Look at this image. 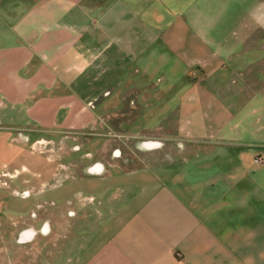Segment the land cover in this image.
I'll return each mask as SVG.
<instances>
[{"label":"crops","instance_id":"0c3cea01","mask_svg":"<svg viewBox=\"0 0 264 264\" xmlns=\"http://www.w3.org/2000/svg\"><path fill=\"white\" fill-rule=\"evenodd\" d=\"M263 6L0 0V264H264Z\"/></svg>","mask_w":264,"mask_h":264},{"label":"rangeland","instance_id":"374dc122","mask_svg":"<svg viewBox=\"0 0 264 264\" xmlns=\"http://www.w3.org/2000/svg\"><path fill=\"white\" fill-rule=\"evenodd\" d=\"M258 15L260 16V18L258 20H260V24L263 28H260L261 30L256 34V32L252 35V37L256 38L258 35H261L262 36V39H261V42H258V45L259 46H263L264 47V6L258 11ZM260 27V26H258ZM251 38V37H249ZM250 44V43H249ZM251 46H254V43L251 45ZM261 81H264V77L260 78ZM260 116L263 118L264 116V111H262L260 113ZM21 120V119H20ZM29 120H32V119H29ZM23 123L26 122V119L24 118V120L22 121ZM4 180H2L1 182H3ZM3 186H7V185H4Z\"/></svg>","mask_w":264,"mask_h":264},{"label":"built area","instance_id":"2783aa9c","mask_svg":"<svg viewBox=\"0 0 264 264\" xmlns=\"http://www.w3.org/2000/svg\"><path fill=\"white\" fill-rule=\"evenodd\" d=\"M17 173H16V171H14V172H9V171H6V170H4V171H0V178H9V179H12L13 177H15V175H16ZM2 180H0V182H1ZM2 183V185L4 184V185H7V181H3V182H1Z\"/></svg>","mask_w":264,"mask_h":264}]
</instances>
